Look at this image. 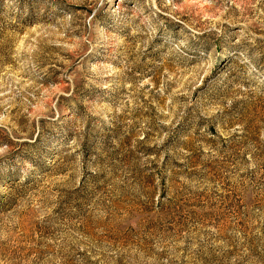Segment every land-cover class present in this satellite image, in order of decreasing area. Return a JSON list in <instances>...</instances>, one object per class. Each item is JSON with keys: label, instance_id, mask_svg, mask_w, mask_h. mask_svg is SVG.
<instances>
[{"label": "rangeland", "instance_id": "obj_1", "mask_svg": "<svg viewBox=\"0 0 264 264\" xmlns=\"http://www.w3.org/2000/svg\"><path fill=\"white\" fill-rule=\"evenodd\" d=\"M0 264H264V0H0Z\"/></svg>", "mask_w": 264, "mask_h": 264}]
</instances>
